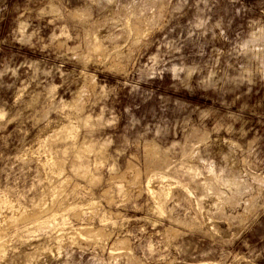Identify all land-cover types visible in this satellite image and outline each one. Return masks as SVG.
Here are the masks:
<instances>
[{"label":"clouds","instance_id":"1","mask_svg":"<svg viewBox=\"0 0 264 264\" xmlns=\"http://www.w3.org/2000/svg\"><path fill=\"white\" fill-rule=\"evenodd\" d=\"M0 264H264V0H0Z\"/></svg>","mask_w":264,"mask_h":264}]
</instances>
